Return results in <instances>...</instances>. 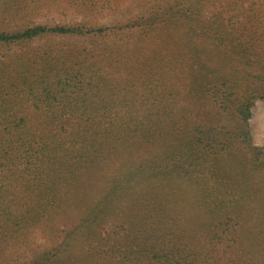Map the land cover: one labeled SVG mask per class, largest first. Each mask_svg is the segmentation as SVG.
<instances>
[{
  "label": "trees",
  "instance_id": "16d2710c",
  "mask_svg": "<svg viewBox=\"0 0 264 264\" xmlns=\"http://www.w3.org/2000/svg\"><path fill=\"white\" fill-rule=\"evenodd\" d=\"M146 1L0 0V46L73 42L0 60V251L72 221L20 264H264V147L249 123L264 98V0L34 22ZM233 12L243 36L225 21ZM118 36L124 44L76 41Z\"/></svg>",
  "mask_w": 264,
  "mask_h": 264
},
{
  "label": "rangeland",
  "instance_id": "374dc122",
  "mask_svg": "<svg viewBox=\"0 0 264 264\" xmlns=\"http://www.w3.org/2000/svg\"><path fill=\"white\" fill-rule=\"evenodd\" d=\"M165 0H147L146 2L136 4L127 9H120L112 11L106 16L99 18H86L80 14L67 12L65 14H45L37 16L34 18L36 23H68V22H99V23H114L118 20H124L131 18L137 14L149 10L156 4L163 2ZM233 16L225 21L237 32L239 35L243 36L246 33V19L242 13H232ZM76 41H81L84 45L88 47H96L99 45H121L125 43L124 36L113 37L110 39L100 38L98 40L89 39H77ZM72 39L66 38L64 36L56 37H41L32 40L30 43L22 45H11V46H0V60L6 58V54L12 52H22L27 50H33L45 44H53V46L61 44H71ZM31 110V109H30ZM69 125V121L66 122ZM251 132L253 136V143L256 146L264 147V98L257 99L251 108V117L249 120ZM142 151H135L136 157L142 155ZM113 164V163H111ZM52 227L48 224H42L40 226L34 227L24 239H20L16 242L11 241L6 244L0 251V264H20L25 258L35 255L37 252H41L53 246L55 243L61 241V235L64 234L63 230L71 226V219L60 218L56 219ZM114 230L113 222H107L105 225L104 233L112 232Z\"/></svg>",
  "mask_w": 264,
  "mask_h": 264
}]
</instances>
